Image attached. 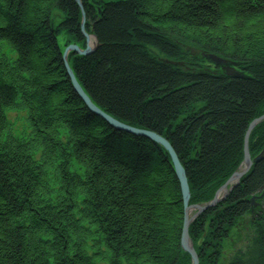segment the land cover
Here are the masks:
<instances>
[{"label": "trees", "instance_id": "1", "mask_svg": "<svg viewBox=\"0 0 264 264\" xmlns=\"http://www.w3.org/2000/svg\"><path fill=\"white\" fill-rule=\"evenodd\" d=\"M80 2L98 46L68 53L78 85L112 118L165 138L190 205L209 202L264 113V0ZM82 10L77 0H0V264H191L166 151L109 127L66 74L56 37L85 47ZM14 111L26 112L18 133ZM249 135V156L262 157L189 224L199 264H264V212L250 201L264 205V121Z\"/></svg>", "mask_w": 264, "mask_h": 264}, {"label": "water", "instance_id": "2", "mask_svg": "<svg viewBox=\"0 0 264 264\" xmlns=\"http://www.w3.org/2000/svg\"><path fill=\"white\" fill-rule=\"evenodd\" d=\"M77 3L80 7V9L82 10V4L80 2V0H77ZM82 25H81V32L83 33V36L85 38V42H86V46L84 49H81L78 45H73L70 44L68 46H66V48L64 49V51L62 52V60H63V65L65 66L66 69V74L67 76H69L70 82L72 87L74 88L78 98H81V100L83 101L85 107L92 112L94 115L98 116L100 119H103L107 125H109V127H111L112 129H117L123 132H128L131 133L132 135L136 136H143L146 139H150L151 141L159 144L162 149H164L168 155L169 160H171V164H172V169L175 172L177 181H179V187H180V192H181V197H182V203H183V214H184V219H183V228H182V232H181V242L180 245L183 249V251H186L187 253H189L190 257L192 258V264H198V257L193 249V247H191L190 244V239L188 236V227H189V223H190V219L188 217L187 211L188 210H196V215L199 214L200 212H203L206 208L208 207H212L214 205H216L217 202H219L218 200V194L221 191H226V188L228 185H230L228 190H231L233 187H235L237 185V183L239 182V180L247 174V172L250 170V167L253 163L258 162V160L262 157L260 154L258 155V157H256L254 160H251V157H249V153H248V146H247V141H248V137H249V132L250 130L254 127V125L256 124L257 121H259L261 118L260 117L258 119H256L255 121H253L250 125V127L248 128V130L246 131V136L244 139V163L246 164L245 166V170L241 171H236L235 174H233L227 181L226 183L218 189V191L216 192L215 197L209 202L206 203L205 205H194V206H189L188 205V200L190 197V192L188 191V184L187 181L185 179V170H183L182 166L179 163V160L176 157V154L173 150V148H171L170 144L167 142V140L165 138H162L160 135H156L155 133H153L150 130H145L142 128H135L132 127L126 123H122L119 120H117L116 118H112L111 116H109L106 112H104L103 110H101L100 108H97V106L91 101V99L85 94V92L83 91V89L78 85L75 76H73L72 71L69 67V65L66 62V56H67V52L71 51L73 54H79L82 56H88L89 54H91L96 47L98 46V43L95 40V44L94 46H90L89 45V38L90 35L88 33H86V31H84V24H85V15H84V11L82 10ZM206 59H208V61H210L211 63H214L215 66L220 67V69H222L223 73L229 77V78H239L241 77L239 71L237 69H235L233 67V64L229 63L228 61H226L223 58H218L215 55L209 54L207 56H205ZM232 184V185H231ZM252 199H250L251 201Z\"/></svg>", "mask_w": 264, "mask_h": 264}, {"label": "rangeland", "instance_id": "3", "mask_svg": "<svg viewBox=\"0 0 264 264\" xmlns=\"http://www.w3.org/2000/svg\"><path fill=\"white\" fill-rule=\"evenodd\" d=\"M100 1H108V0H100ZM60 14L58 13V11H55L54 10V13H53V16H52V18H51V20H52V22L53 23H56V21L57 20H59L60 19ZM81 25H82V22H81ZM85 30V29H84ZM88 33V32H87ZM93 35V34H92ZM92 35H90V36H92ZM93 38H94V42H95V37L93 36ZM56 41H57V44H59V46H60V48H62V51H64V49L66 48V46H65V37H64V35L63 34H60V35H58L57 37H56ZM95 44V43H94ZM89 45H90V42H89ZM91 46V45H90ZM94 46V45H93ZM207 61H208V59H207ZM66 62H67V56H66ZM229 62V61H228ZM208 63L209 64H212V65H214V63H211L210 61H208ZM69 67H70V65H69ZM71 69V68H70ZM110 116V115H109ZM25 117H26V113L24 112V111H14V112H7V114H6V118H7V121L9 122V123H11L12 124V127H13V132L14 133H18L19 131H22L24 128H25V126H26V121H25ZM260 117H263V118H261L259 121H257L256 122V124L254 125V127L250 130V132L252 131V130H254L255 128H256V126H258L259 124H261V122L262 121H264V113L261 115V116H259V117H257L256 119H258V118H260ZM256 119H254L253 121H255ZM253 121H251L250 123H249V126H248V128L250 127V125H251V123L253 122ZM115 130H117V129H115ZM248 130V129H247ZM250 132H249V134H250ZM131 134V133H130ZM132 135V134H131ZM250 136V135H249ZM162 137V136H161ZM245 139V138H244ZM248 139H249V137H248ZM168 142V141H167ZM169 143V142H168ZM170 144V143H169ZM171 146V145H170ZM243 146H244V143H243ZM247 146H248V141H247ZM245 147V146H244ZM162 148V147H161ZM248 153H249V146H248ZM167 154V153H166ZM243 156H244V148H243ZM177 157V156H176ZM179 160V159H178ZM251 160H252V158H251ZM179 163H180V161H179ZM171 166H172V164H171ZM245 166H246V164L244 163V158H243V160H242V162H241V164L237 167V170L236 171H243V170H245L246 168H245ZM236 172H234L233 174H235ZM232 174V175H233ZM231 175V176H232ZM231 176H229L228 178H227V180L231 177ZM187 184H188V182H187ZM220 188V187H219ZM220 195V196H219ZM219 198H221L222 196H225L226 194H225V191H222V192H220L219 193ZM189 199H190V197H189ZM206 203H209V202H205V204ZM204 203H198V204H194V205H205ZM188 205L189 206H194V205H190V203H189V200H188ZM215 206V205H214ZM213 207V206H212ZM208 208H210V207H208ZM254 208L258 211V212H264V205H263V203L262 202H260V203H258V205L257 206H254ZM207 209V208H206ZM205 209V210H206ZM204 210V211H205ZM203 211V212H204ZM196 210L194 209V210H188L187 211V214H188V217H189V219H190V223L189 224H191L192 222H194L195 221V218L198 216V215H196ZM203 212H200L199 213V215L200 214H202ZM188 224V225H189ZM190 226V225H189ZM189 239H190V236H189ZM190 244H191V247H193V249H194V246H193V244H192V241H191V239H190ZM231 247H230V245H229V243H225V249H224V252L225 253H229V252H227V251H229V249H230ZM194 251H195V249H194ZM184 252H186V251H184ZM196 253V252H195ZM187 255L189 256V258H191L190 257V255H189V253H187ZM196 255H197V253H196ZM197 257H198V255H197ZM184 264H188V261H187V259L184 261ZM191 264H192V258H191ZM198 264H199V257H198Z\"/></svg>", "mask_w": 264, "mask_h": 264}, {"label": "bare ground", "instance_id": "4", "mask_svg": "<svg viewBox=\"0 0 264 264\" xmlns=\"http://www.w3.org/2000/svg\"><path fill=\"white\" fill-rule=\"evenodd\" d=\"M84 31H85V30H84ZM86 33H87V32H86ZM88 34H89V35H92V34L89 33V32H88ZM89 42H90V45H91V46L94 45L95 42H94L93 35L90 36V38H89ZM153 133H155V132H153ZM155 134H156V133H155ZM156 135H159V134H156ZM162 138H163V137H162ZM154 143H155V142H154ZM155 144H157V143H155ZM157 145H159V144H157ZM170 161H171V160H170ZM180 165H181V164H180ZM181 166H182V165H181ZM182 168H183V167H182ZM183 170H184V169H183ZM185 179H186V176H185ZM188 191H189V189H188ZM223 191H224V190H223ZM226 191H227V190H226ZM226 191H225V192H226ZM197 215L199 216V214H197Z\"/></svg>", "mask_w": 264, "mask_h": 264}]
</instances>
